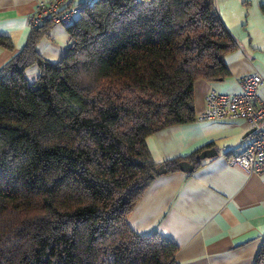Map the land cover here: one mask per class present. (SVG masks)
I'll use <instances>...</instances> for the list:
<instances>
[{
	"label": "trees",
	"instance_id": "obj_1",
	"mask_svg": "<svg viewBox=\"0 0 264 264\" xmlns=\"http://www.w3.org/2000/svg\"><path fill=\"white\" fill-rule=\"evenodd\" d=\"M50 26L0 67V264H178L177 245L127 219L159 165L200 166V151L155 163L146 138L194 122L195 82L230 75L214 0H97L64 26L55 64L36 51Z\"/></svg>",
	"mask_w": 264,
	"mask_h": 264
},
{
	"label": "crops",
	"instance_id": "obj_2",
	"mask_svg": "<svg viewBox=\"0 0 264 264\" xmlns=\"http://www.w3.org/2000/svg\"><path fill=\"white\" fill-rule=\"evenodd\" d=\"M39 1L49 0H0V35L13 43L12 50L0 48V67L24 46L30 30L27 18ZM214 5L236 48L225 56L228 78L195 82L196 117L210 90L239 93L243 77L258 73L264 78V0H214ZM68 43L66 29L51 25L36 51L55 64ZM25 74L35 79L37 67ZM258 96L264 100V84ZM251 139L252 127L231 119L195 120L148 136L146 146L155 163L207 149L217 154L201 160L189 176L164 172L155 178L128 216L130 228L138 234L155 231L173 242L178 264H252L264 237V174H249L226 162Z\"/></svg>",
	"mask_w": 264,
	"mask_h": 264
},
{
	"label": "built area",
	"instance_id": "obj_3",
	"mask_svg": "<svg viewBox=\"0 0 264 264\" xmlns=\"http://www.w3.org/2000/svg\"><path fill=\"white\" fill-rule=\"evenodd\" d=\"M96 1L81 0L80 6L67 9L69 0L39 1L27 18V26L32 28L46 20H50L51 25L67 26L83 7ZM263 84L264 78L253 73L242 79L239 93L210 90L205 97L204 109L196 117L197 122L243 120L252 127L251 141L226 161L228 166L249 174H264V100L258 96V90Z\"/></svg>",
	"mask_w": 264,
	"mask_h": 264
},
{
	"label": "water",
	"instance_id": "obj_4",
	"mask_svg": "<svg viewBox=\"0 0 264 264\" xmlns=\"http://www.w3.org/2000/svg\"><path fill=\"white\" fill-rule=\"evenodd\" d=\"M216 151H214V149H207V150H204L202 151L199 155H198V158L200 160H204V159H209V158H212L214 156H216ZM179 168L182 172L186 173V172H190L193 170V166L186 162V161H182L179 163ZM165 172V169L162 165H159L156 169H155V174L156 175H161ZM153 177V176H151Z\"/></svg>",
	"mask_w": 264,
	"mask_h": 264
},
{
	"label": "rangeland",
	"instance_id": "obj_5",
	"mask_svg": "<svg viewBox=\"0 0 264 264\" xmlns=\"http://www.w3.org/2000/svg\"><path fill=\"white\" fill-rule=\"evenodd\" d=\"M80 2H81V0H80ZM75 17H76V15H75ZM57 25V24H56ZM28 75V74H27ZM248 76V75H247ZM246 77V76H245ZM244 78V77H243ZM242 78V79H243ZM30 78L28 77V80H29ZM242 79L240 80V85H241V82H242ZM30 84H32V83H30ZM213 90V89H212ZM216 91V90H215ZM218 92V91H217ZM203 109H204V107H203Z\"/></svg>",
	"mask_w": 264,
	"mask_h": 264
}]
</instances>
